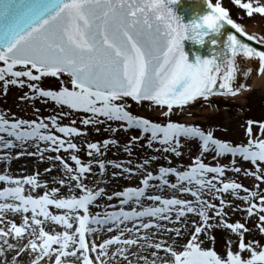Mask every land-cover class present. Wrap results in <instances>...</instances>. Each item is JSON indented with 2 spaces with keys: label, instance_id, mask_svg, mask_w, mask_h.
<instances>
[{
  "label": "snow or ice",
  "instance_id": "snow-or-ice-1",
  "mask_svg": "<svg viewBox=\"0 0 264 264\" xmlns=\"http://www.w3.org/2000/svg\"><path fill=\"white\" fill-rule=\"evenodd\" d=\"M173 2L0 0V82L5 88L26 85L31 95L24 93L20 97L22 100L43 98L42 102L51 101L58 108L83 111L88 115L79 122L85 126L96 127L106 121H120L119 127L125 131L139 129L140 135L132 137L122 149L129 156L132 154L131 145L138 144L145 136V147L152 149L154 142L160 146L155 151L179 157L182 154L179 151L181 138H184L185 141L198 140L201 152L183 170L175 166H159L153 173L146 166L156 160L155 156L144 158L135 168L126 166L124 161L104 159L101 149L106 151L109 146L118 144L116 139H104L102 142H85L89 160L83 162L77 155L80 147L73 138L85 133L74 126L75 120L71 121L73 126L60 122L69 112L60 111L35 119L8 118L0 113V134H5L0 135V149L7 150L0 155V161H9L11 150L18 148L17 158L27 155L48 162L50 166L43 170L46 175L53 171L56 162L60 166L59 174L51 177L52 184L59 187H50L49 181L41 180L38 171L13 176L5 169L0 174V183L4 185L0 188V200L10 201L0 202V215L11 212L20 214L22 218L19 226L9 222L7 229L0 227V236L8 250L17 247L8 243L9 235L21 238L27 232L31 236L28 243L16 251L11 264H16L26 251L36 254L31 264H39L43 257L53 255L55 264H62V258L68 256L77 257L78 264H109L111 246H118L111 252L112 257L119 254L126 264H134L126 253L128 246L137 244V237L149 241L152 236H167L168 233L175 234L172 243L158 240L150 245L168 254L162 258V264H264V247L257 250L256 241L245 242L244 233L248 231L245 224L239 221L229 223L225 211L231 207L233 212L246 213V218L257 217L255 226L264 234V189L260 188L264 183V139L253 138L252 127L257 122L247 121V143L233 145L192 124L170 120L163 124L151 122L126 110L124 101L128 97L137 102L146 100L167 106L171 111L173 106L186 105L198 97L233 93L237 54L258 59L260 67L264 68V50L243 43L231 33L214 56L197 57L195 63L188 62L181 45L186 33L201 43L206 35L201 30L202 26L216 31L218 22L225 21L227 12L219 3L214 9L208 5L210 12L201 16L199 21L193 19L186 24L168 6ZM235 3L239 5L241 0H235ZM242 7L249 14H264V6L253 8L251 4L244 3ZM226 22L232 29L241 31L231 19ZM254 38L248 36L249 40ZM259 42L264 43V38ZM18 67L21 70H17ZM48 77L56 78L58 83L41 87L42 79ZM177 85L181 86L177 89ZM35 111L38 113L39 109ZM164 115L167 116L168 112ZM259 128L260 134L264 135V122H259ZM96 131L99 132V128ZM111 131L116 132L117 129L111 128ZM28 148L33 151H28ZM61 150L68 154L67 158L74 162V167L61 157ZM209 151L215 153L214 160L230 154L251 162L255 171L245 169L244 175L259 182L256 190L224 178L226 170L241 172V168L235 167V160L230 169L218 162L214 166L204 163L202 156ZM48 152L56 155L46 156ZM164 159L168 158L165 156ZM131 164L132 161L128 160L127 165ZM93 165L98 166L101 174L111 166L117 170L112 172L113 177L123 174L141 176L140 186H124L108 195L104 187L98 186L99 181L91 185L86 183ZM169 176L174 180L170 181ZM40 189H44L42 194ZM61 189H66V194H62ZM149 190L156 194H148ZM165 190H168V196L162 194ZM240 190L245 193L243 196L239 195ZM228 192L243 201L245 206L233 207L226 202L220 194ZM188 194L193 199L182 198ZM100 197L108 201L115 198L117 203L98 205L96 201ZM145 199L151 203L144 204ZM214 200H219V205L213 203ZM49 206L63 210L62 214L49 211ZM90 206L103 211L92 213ZM217 219L220 226L239 236L238 250H231L232 242L229 240L223 257L214 248L203 247L200 240ZM47 221L64 230L50 234L41 227ZM129 223L131 227H128ZM169 224H179L180 227L169 228ZM107 225H110L107 231L115 232V235L99 243L86 241L87 236L99 235L100 229ZM153 228L156 231L151 236L141 234ZM125 233L131 234L128 239H123ZM185 237L182 250H177L174 247L176 240ZM69 248L71 251H66ZM244 252L249 253L247 258L243 257ZM3 254L4 249L0 248V255ZM132 255L136 256V253ZM151 255L155 258L157 252L153 251ZM135 264L157 262L156 259L150 262L147 258H140Z\"/></svg>",
  "mask_w": 264,
  "mask_h": 264
},
{
  "label": "rangeland",
  "instance_id": "rangeland-1",
  "mask_svg": "<svg viewBox=\"0 0 264 264\" xmlns=\"http://www.w3.org/2000/svg\"><path fill=\"white\" fill-rule=\"evenodd\" d=\"M213 3L223 7L226 12L227 16L233 19L242 29L246 32H250L254 34L258 39L264 38V14L260 13H251L249 14L246 9L242 7L244 3H249L252 5L253 8L264 6V0H241V3L237 5L235 0H211ZM19 69V67L17 68ZM67 79V77H63ZM49 83L57 84L58 81L56 78H43L40 82L41 87H45ZM24 93H29L31 95L29 89L25 85L24 87H18L9 85L7 88L4 87L3 82H0V113L4 114L6 117L11 118L15 116L17 118L23 119H35L37 116L46 117L49 115L56 114L60 111L69 112L67 117L61 119L62 124H66L69 126L71 125V121L75 120L76 124L75 127L81 129L85 135L77 136L73 138V142L77 143L80 147V151L77 155L82 159L83 162H87L89 157L86 153V143L85 142H102L104 139H116L118 144L109 146V148L104 151V159L116 160V161H124L126 166H131L135 168V166L139 163H142L144 158H148L151 156H155L156 160L152 161L150 165L146 166L148 170L153 171L156 173L159 166H175L183 170V167L188 166L194 160V158L198 155H201L199 150V141L195 139H191L185 141L184 138H181L182 147L179 151L182 153L181 156L176 157L171 153L162 152V151H155L160 146L157 143H153V148L149 149L145 147L146 136L143 139H140L138 144L131 145V156L127 153L122 151V149L127 146L128 141L131 140L132 137H138L140 135V131L137 128H132L127 131L121 129L119 125L122 123L120 121H106L105 123L96 125V127L92 126H85L80 124V119L86 115L83 111H75L72 112L69 109L65 108H58L53 102L47 101L42 102L43 98H36L33 100L28 99H20ZM126 103V110L129 111L133 115L141 116L142 118L149 119L151 122L157 123H167L169 120L171 122H182L185 124H192L194 126H198L201 130L207 132L211 131L213 136L217 139H221L223 141L229 142L233 145L237 143H247V133L246 128L248 127L247 121L253 120L257 122L253 125V138L254 139H264V135H261V129L259 128V122H264V81L256 87H251L250 90L243 94L239 95H214L207 98H201L199 100H194L189 102L183 106H173L171 111L168 110L167 106L156 105L151 101H133L131 98H125ZM35 109H39L37 113ZM168 112V115L165 116L164 113ZM101 120H104L103 117H100ZM96 128H99V132L96 131ZM111 128H116V132H112ZM5 135V134H0ZM57 135H60L57 133ZM43 147V145H42ZM29 151H33V149L28 148ZM20 151L18 148H14L11 152L16 153ZM46 156H54L56 153L48 152L45 153ZM60 155L62 158L66 160L70 164V166L74 167V162L68 160V154L61 150ZM215 155L214 152L209 151L203 154L202 159L204 163H209L210 165L214 166L217 162L221 165L228 166L230 169L233 164V160H235V167L241 168L240 173H235L231 170L225 171V179H231L238 183H241L244 187L249 188L250 190H256V185L259 183L255 180L254 177H245L244 170L248 171H255V166L251 164V162L244 161L241 157H232L230 154H226L223 157H219L216 160L213 159ZM168 159L165 160L164 157ZM26 157L21 156V158ZM32 158L33 156H29ZM36 158V157H35ZM38 159V158H37ZM131 160L132 164L127 165V161ZM13 160L9 161L4 167H9ZM170 161V164H169ZM48 163V162H47ZM48 163V167H49ZM4 167L0 168V174H3ZM59 162H56V166L51 172L52 174L58 175L56 171L59 172ZM96 166L92 167V172L88 173V179L86 183L90 185L96 181H99L100 187H104L106 189V194L110 195L112 191L121 190L124 186H140L139 179L141 176L133 175L128 176L127 174H123L119 177H113L112 172L117 171L116 169L112 168L111 166L106 167L107 170L103 174L98 176L97 171L95 170ZM8 170V169H7ZM10 172V170H8ZM102 178V179H101ZM102 180V181H100ZM169 180H174V177L169 176ZM150 183H158L157 181H150ZM2 184V183H0ZM4 185L2 184V187ZM1 187V188H2ZM218 187L220 185L218 184ZM260 188L264 189V183L260 184ZM62 193V192H61ZM42 194V191L40 192ZM65 194V193H63ZM76 194H79V190L76 191ZM148 194H156L153 190H149ZM164 196H168V190H165L162 193ZM245 193L240 190L239 195L243 196ZM177 195H179L177 193ZM222 198L225 199L226 202H230L233 207L240 206L243 208L244 202L235 199L230 192L228 193H221ZM182 198L193 199L190 194L185 195ZM206 199H211V197H205ZM117 200L113 198V200L108 201L105 197H100L97 199L96 204L104 205V204H116ZM144 204H150L151 202L148 200L143 201ZM213 203L219 205V200H214ZM128 208L131 205L127 206ZM112 210V209H108ZM90 211L92 213H96L98 211H103L102 208H97L95 206H90ZM227 212L226 219L229 223L234 222H241L245 224V227L248 229L244 233L245 242L249 240H253L257 242V250L260 247H264V234H261L258 228L255 226V221L257 217L253 216L251 218H246V213L242 211H232L231 207H227L225 209ZM54 214H62V212H53ZM30 216V213L28 214ZM209 215L211 216L212 213L210 212ZM10 220L4 225L0 227L7 229L9 222H15L18 226L22 223V218L20 214H13L10 213ZM190 220L192 219L191 214H189ZM43 219V218H40ZM198 219V217L196 218ZM189 220V222H190ZM49 222V221H47ZM210 223H213L210 221ZM131 223L128 224V227H131ZM107 227L110 225L104 226L100 229L99 235L93 233L91 236L86 237V241L91 242L95 241L97 243L102 242L103 239L110 238L111 235H115V232H108ZM123 227V225H122ZM167 227H180L179 224L172 225L169 224ZM60 229V227H58ZM57 229V230H58ZM30 230V229H29ZM60 231V230H58ZM156 229H149L143 231L141 234L151 236ZM50 234L53 232L49 231ZM131 234L125 233L123 239H128ZM175 234L168 233L167 236L163 235H156L152 236V239L149 241H144L137 237V244L128 246L129 253L132 255L136 253V256L132 260L135 261L139 260L140 258H147L150 262L153 260L149 258L151 251H156L159 253L160 257L156 258L157 264H162V258L167 257V253L162 250H156L150 245L158 240H165L167 243H172V238ZM27 232L21 237H27ZM8 243L15 242L14 236L9 235L7 237ZM4 238L0 236V248L4 249V254L0 255V264H11V261L16 255L15 249L8 250L6 245L3 242ZM186 237L184 239L176 240L174 247L177 250H182L181 245L185 242ZM200 240L202 241L203 247H212L214 250L223 256H226V251L228 249L227 241L231 240V250L237 251L238 250V243H239V236L237 234L231 233L230 230L227 228L219 225V220L217 219L214 222V226L211 227L207 231L206 236H201ZM17 241V240H16ZM143 244L145 247V251L141 250L140 245ZM54 247H56L54 245ZM116 249L118 246H111ZM133 248V249H132ZM136 249L135 251L132 250ZM21 254V256L16 260V264H31V260L35 259V256ZM243 257L247 258L249 256L248 252L242 253ZM133 256V255H132ZM66 259L62 258V264H64ZM75 260L76 264H78L77 258L71 259L72 262ZM109 263H112V260H109ZM39 264H55V256L52 257H43Z\"/></svg>",
  "mask_w": 264,
  "mask_h": 264
},
{
  "label": "water",
  "instance_id": "water-1",
  "mask_svg": "<svg viewBox=\"0 0 264 264\" xmlns=\"http://www.w3.org/2000/svg\"><path fill=\"white\" fill-rule=\"evenodd\" d=\"M181 1H185L189 4V5L186 4L187 11H184L183 5L176 7L172 3L169 4L168 6L171 8L174 6L176 7V8H172V10L177 14V16L180 17L181 22L183 23L187 24L190 20L193 19L199 21V18L201 16L206 15L208 12L211 11V9L208 7V5H211V3L208 0H181ZM165 3H167V0H165ZM212 8L214 9L215 7L212 6ZM226 21L227 18H225V21L223 20L219 21L218 22L219 27L217 28L216 31L208 29L206 26H202L203 28L206 29L204 30L206 32V35L202 39V42L204 44L203 46H200V43H197L195 40L192 39L184 38L181 40V45L183 51L186 54V59L188 60V62L195 63L197 57H199L200 59H204L206 57L214 56L215 53L218 52L220 48L224 46V43L227 40V37L230 33L236 35L238 39H240L243 43H247L250 46L256 48L257 50H264L263 43L259 42L255 38L249 40L248 34L243 32L242 30L240 32H237L235 29H232L231 25L227 24ZM213 41H215V43H213ZM249 60L250 61L253 60L254 65L253 64L250 65ZM256 61L257 60L254 58H245L243 57L242 54H237V57L235 58V63L237 65V74L235 80L233 81L234 92L226 95L235 94L249 87L252 77L258 69V62L257 64H255ZM241 85H243V87H240ZM180 86L181 85H177V89ZM235 89H239V90H235ZM216 94H220V93H216ZM198 98H204V97H198Z\"/></svg>",
  "mask_w": 264,
  "mask_h": 264
},
{
  "label": "bare ground",
  "instance_id": "bare-ground-1",
  "mask_svg": "<svg viewBox=\"0 0 264 264\" xmlns=\"http://www.w3.org/2000/svg\"><path fill=\"white\" fill-rule=\"evenodd\" d=\"M173 4L176 6V7H178V6H182L183 5V9H184V11H187V6H186V4L187 5H189L187 2H185V1H181V0H174V2H173ZM213 6H216V4L215 3H211ZM172 7V8H176V7ZM174 14L175 15H177L175 12H174ZM240 29H242L241 27H240ZM201 30H206L205 28H203L202 27V29ZM248 33H250V32H248ZM187 35H191L190 33H188ZM250 35H252V36H254L255 38H257L254 34H252V33H250ZM258 39V38H257ZM260 40V39H259ZM258 40V41H259ZM204 44H203V42H201L200 43V46H203ZM257 61H256V63L255 64H257V62H258V69H257V71H256V73L253 75V77H252V80H251V83H250V86L248 87L249 89H245V90H243V91H241V92H239L237 95H239V94H243V93H245V92H247L248 90H250V88L251 87H256V86H259L263 81H264V68H261L260 67V65H259V61H258V59H256ZM249 62H250V65H254V61L253 60H249ZM249 65V66H250ZM116 146V145H115ZM5 151H7V150H4V149H0V155H2ZM29 151V150H28ZM9 155L11 156V159L9 160V161H11V160H13L12 162H11V164L12 165H10L8 168L7 167H4L9 161H0V168H2V167H4V170L5 169H8V170H10V173L13 175V176H18V175H24V174H33L34 172H39L40 173V178H41V180H47V181H49V186L51 187V186H57V187H59V185H54V184H52V182H51V177L52 176H57V175H55V174H52V173H49V174H44V172H43V170L45 169V168H48V163L45 161V162H41L39 159H37V157L35 158V157H32V158H30L29 156H27V155H25L26 157H24V158H21L22 160H20V158H17L16 156H15V153L14 152H10L9 153ZM93 166H96V168H95V170L97 171V173H98V176L100 177V175H101V173H100V171H99V168H98V166L97 165H93ZM107 170V169H106ZM57 172V174H59V172L58 171H56ZM102 179V178H101ZM100 181H102V180H100ZM2 187V184H0V188ZM43 192L44 191V189H40L39 190V192ZM61 192H62V194L63 193H65L66 194V189H61ZM0 202H4V203H7V202H10V201H7V200H5V201H1L0 200ZM49 211H52V212H63V210H56L53 206H49ZM11 212H5V213H3L2 215H0V223H1V225H4L5 226V224L7 223V221H9L10 220V216H9V214H10ZM39 218V217H38ZM31 227V226H30ZM41 227H44V229L46 230V231H51V232H54V231H58V230H64L63 228H61V226H59V225H56L54 222H51V221H49V222H45L44 224H42L41 225ZM58 227H60V229H58ZM58 229V230H57ZM38 228L36 229V231H37V233H38ZM142 235H145V234H142ZM29 239H31V236H27V237H24V238H14V240H15V242H13V244L14 245H16L17 247H16V249H15V252L16 251H18V249L20 248V247H23L25 244H27L28 243V241H29ZM17 240V241H16ZM145 241V240H144ZM147 242V241H146ZM122 246V245H121ZM116 247V246H115ZM133 249V248H132ZM131 249V250H132ZM116 249H114V247H110V249H109V260H112V263H109V264H126V262L122 259V257L118 254V255H116L115 257H112L111 256V252H113V251H115ZM136 249H134V250H132V251H135ZM141 250L142 251H145V247H143V248H141ZM69 251H71V248H70V250ZM152 252L153 251H151L150 252V256H149V258H151V259H156V258H158V257H160V255H159V253L157 252V256L155 257V258H153L152 257ZM25 255L24 256H27V255H33V256H35L36 254L35 253H30V252H28V251H26L25 253H24ZM127 255H128V258H129V260L130 261H134V260H132L133 258H134V256H132V255H130V253H129V249H128V251H127V253H126Z\"/></svg>",
  "mask_w": 264,
  "mask_h": 264
},
{
  "label": "clouds",
  "instance_id": "clouds-1",
  "mask_svg": "<svg viewBox=\"0 0 264 264\" xmlns=\"http://www.w3.org/2000/svg\"><path fill=\"white\" fill-rule=\"evenodd\" d=\"M187 34H188V33H186L185 38L192 39V38H191V35L188 36ZM192 40H194V39H192Z\"/></svg>",
  "mask_w": 264,
  "mask_h": 264
}]
</instances>
